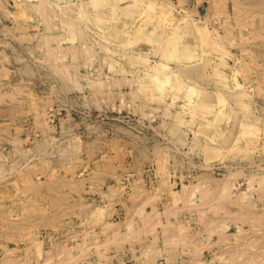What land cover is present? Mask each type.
<instances>
[{"label":"rangeland","instance_id":"1","mask_svg":"<svg viewBox=\"0 0 264 264\" xmlns=\"http://www.w3.org/2000/svg\"><path fill=\"white\" fill-rule=\"evenodd\" d=\"M263 9L0 0V264H264Z\"/></svg>","mask_w":264,"mask_h":264},{"label":"bare ground","instance_id":"2","mask_svg":"<svg viewBox=\"0 0 264 264\" xmlns=\"http://www.w3.org/2000/svg\"><path fill=\"white\" fill-rule=\"evenodd\" d=\"M176 50V49H175Z\"/></svg>","mask_w":264,"mask_h":264},{"label":"crops","instance_id":"3","mask_svg":"<svg viewBox=\"0 0 264 264\" xmlns=\"http://www.w3.org/2000/svg\"><path fill=\"white\" fill-rule=\"evenodd\" d=\"M264 10V9H263Z\"/></svg>","mask_w":264,"mask_h":264}]
</instances>
